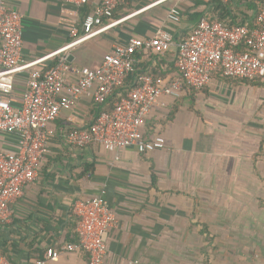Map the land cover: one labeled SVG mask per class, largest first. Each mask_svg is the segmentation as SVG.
Returning a JSON list of instances; mask_svg holds the SVG:
<instances>
[{"label":"crops","instance_id":"obj_1","mask_svg":"<svg viewBox=\"0 0 264 264\" xmlns=\"http://www.w3.org/2000/svg\"><path fill=\"white\" fill-rule=\"evenodd\" d=\"M101 2L90 0L77 9L63 0L12 1L23 17V61L33 62L75 41L83 11L89 14ZM262 2L130 0L116 10L113 19L120 23L64 55L74 65L96 68L116 44L151 37L159 29L192 31L195 24L187 23V13L250 27ZM174 7L182 13L179 23L168 20ZM177 45L162 56L141 55L137 65L142 71L165 73L176 60ZM24 89L25 74L17 78V105ZM176 104L179 109L168 121ZM93 105L90 97L82 98L51 127L57 136L37 182L15 205L13 222L0 223L1 254L14 264H28L50 248L63 247L74 202L99 196L117 218L105 264L201 263L204 225L215 240L219 264H264V82L217 74L201 91L162 98L146 121V131L151 137L163 135L166 147L146 154L134 148L108 152L97 144L71 147L69 128L88 126ZM18 145L17 135L0 134V150L14 151ZM88 165L92 174L84 170ZM50 264L88 262L76 252Z\"/></svg>","mask_w":264,"mask_h":264},{"label":"built area","instance_id":"obj_2","mask_svg":"<svg viewBox=\"0 0 264 264\" xmlns=\"http://www.w3.org/2000/svg\"><path fill=\"white\" fill-rule=\"evenodd\" d=\"M14 0H0V134L17 135L18 148L0 150V223H12L15 205L34 185L51 153L53 124L64 111L73 110L84 97L104 104L113 90L123 86L136 71L137 56L169 52L175 43L172 32L159 29L148 38H132L116 44L103 56L96 68L77 66L66 52L104 33L122 20H114L116 10L130 0H102L80 22L83 34L61 50L33 62L23 61L24 25L21 13L11 5ZM80 9L90 0H63ZM182 13L171 8L168 20L179 23ZM78 29V28H77ZM246 44L247 51L238 48ZM176 67L187 85L202 89L211 85L219 70L226 78L264 82V5L254 26H230L225 22L200 20L192 32L177 45ZM56 57L57 63L52 62ZM25 74V89L20 104L13 94L17 78ZM183 93L180 80H155L142 75L138 85L115 104L111 113H102L91 127H71L67 143L76 149L92 144L108 152L134 148L153 153L166 147L161 134L146 138V121L162 98H179ZM77 218L78 244L50 248L28 264L59 262L64 255L82 253L90 264H105L107 241L117 227V218L105 199L99 196L79 199L72 206ZM0 264H14L0 253Z\"/></svg>","mask_w":264,"mask_h":264},{"label":"trees","instance_id":"obj_3","mask_svg":"<svg viewBox=\"0 0 264 264\" xmlns=\"http://www.w3.org/2000/svg\"><path fill=\"white\" fill-rule=\"evenodd\" d=\"M264 5V2L261 3V5L258 7L257 6V12H256V17H257V14L258 12L260 11V8ZM83 7H81L80 9H82ZM84 14H83V17L81 19V22L86 18V16L88 15V13L86 11H83ZM90 14V13H89ZM116 14V12H115ZM114 14V19L115 17H117L116 15ZM186 21L187 23H191V24H195V27L198 25V23L200 22L201 19L203 18H206L208 19L209 21L211 22H214L215 19H210L209 18V15L208 14H193V15H190L189 13L186 14ZM218 21H221V20H218ZM255 21H256V18H255ZM254 21V23H255ZM237 25H243V24H237ZM254 25L250 26V28H252ZM194 27V28H195ZM181 30V33H176V32H173V36H174V40L175 42L177 41L178 44L181 43L192 31H189V32H186L185 29H180ZM83 34V30H82V23H79L78 24V37L81 36ZM70 42H72V40H70ZM247 46L246 44H242L238 50L239 51H242V52H245L247 51ZM175 52L177 54V50H178V47L176 46L175 47ZM142 54H139L137 56V58H140ZM152 57L148 58L149 60H151ZM140 60V59H139ZM54 63H57V60L54 62ZM176 60L175 62L173 63V65L171 67H169V69L165 72V73H159L157 70L153 69V70H149V71H142L141 70V67L140 65H136V71L135 73L131 74L126 80H125V83L123 84V86L121 87H117L113 90L111 96L108 98V100L104 103V104H96L94 103L93 105V108H92V112H91V116L93 118V121L91 123H89L88 126L86 127H91L94 122L96 121V119L102 114V113H111L114 108H115V104L120 101L122 98L126 97L129 92L134 89L135 87H137L138 85V79L140 76L142 75H148V76H151L152 78H154L155 80L159 79V80H168L169 83H172L173 81L175 80H180L183 84V91H186L188 94L190 93H194V92H198V91H201L207 87H204L202 89H196V88H193V87H190L189 85L186 84L184 78H183V75H182V72L176 67ZM163 74V75H162ZM217 74H220V75H223L222 71L219 70L218 72H216L213 76V79L214 77L217 75ZM234 80V79H233ZM237 80H240V79H237ZM243 81H246V80H243ZM256 81V80H255ZM180 103V102H179ZM181 104V103H180ZM179 109V104H176L172 110H171V113H170V116L168 118V121H172L176 112L178 111ZM54 133H56L55 136H57V132L54 131ZM58 136L59 138H65L64 134H60L58 133ZM146 138L149 139L151 138L149 132L146 131ZM89 167L87 166H84V170H87L90 174H92V170L89 171V168H92L93 166L92 165H88ZM87 167V169H85ZM85 172H83V175H84ZM72 222L70 223V231L69 233L67 234V241L68 243L70 244H78L79 243V238H78V235H77V224H78V220L77 218L72 215ZM196 226V225H194ZM202 234H206V241L210 242V246L212 243L215 242L214 238H212L210 236V232L208 230V227L204 225V228L203 230L201 231ZM62 247V246H61ZM208 249L209 248H206V249H202V253H204V255L207 257V260H206V264H210V260H209V252H208ZM217 250V247L214 246L213 247V252L215 253ZM86 261L89 263V258L88 256L86 255Z\"/></svg>","mask_w":264,"mask_h":264},{"label":"rangeland","instance_id":"obj_4","mask_svg":"<svg viewBox=\"0 0 264 264\" xmlns=\"http://www.w3.org/2000/svg\"><path fill=\"white\" fill-rule=\"evenodd\" d=\"M215 243V242H214ZM214 243H212L211 244V246H210V242L208 241H206V242H204L202 245H201V250L202 249H206V248H209L208 249V252H209V255H208V257H209V260H210V264H219L217 261H218V259H215L214 258V256L216 255L214 252H213V247H214ZM219 249V248H218ZM203 254V256L201 257V260H202V262L200 263L199 262V260H197V261H194V264H206V260H207V257L204 255V253H202ZM226 259V258H225Z\"/></svg>","mask_w":264,"mask_h":264},{"label":"water","instance_id":"obj_5","mask_svg":"<svg viewBox=\"0 0 264 264\" xmlns=\"http://www.w3.org/2000/svg\"><path fill=\"white\" fill-rule=\"evenodd\" d=\"M69 61L71 62L72 61V58H69Z\"/></svg>","mask_w":264,"mask_h":264}]
</instances>
